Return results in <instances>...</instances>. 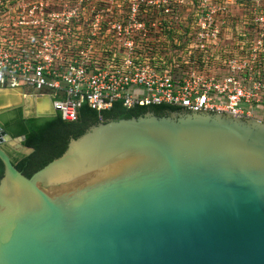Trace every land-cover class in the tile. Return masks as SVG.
Instances as JSON below:
<instances>
[{"label": "water", "instance_id": "obj_1", "mask_svg": "<svg viewBox=\"0 0 264 264\" xmlns=\"http://www.w3.org/2000/svg\"><path fill=\"white\" fill-rule=\"evenodd\" d=\"M23 140L0 127V264H264V122L117 106L25 175Z\"/></svg>", "mask_w": 264, "mask_h": 264}, {"label": "built area", "instance_id": "obj_2", "mask_svg": "<svg viewBox=\"0 0 264 264\" xmlns=\"http://www.w3.org/2000/svg\"><path fill=\"white\" fill-rule=\"evenodd\" d=\"M63 121L168 105L264 122V0H0V90Z\"/></svg>", "mask_w": 264, "mask_h": 264}, {"label": "trees", "instance_id": "obj_3", "mask_svg": "<svg viewBox=\"0 0 264 264\" xmlns=\"http://www.w3.org/2000/svg\"><path fill=\"white\" fill-rule=\"evenodd\" d=\"M121 103H114L110 109L97 113L83 105L79 110L78 119L74 122L61 120L58 114L47 118H24L22 109L17 108L0 115V127L12 138L24 136L21 143L33 149L29 155H18L11 158L13 166L23 175L35 170L38 166L65 147L71 138L75 139L90 126L95 124ZM132 109L147 110L161 113L180 112V107L168 105L139 106ZM4 167L0 160V178Z\"/></svg>", "mask_w": 264, "mask_h": 264}, {"label": "crops", "instance_id": "obj_4", "mask_svg": "<svg viewBox=\"0 0 264 264\" xmlns=\"http://www.w3.org/2000/svg\"><path fill=\"white\" fill-rule=\"evenodd\" d=\"M23 99L24 98L18 92H15L9 89H2L0 90V107H1L0 110L16 105L20 103ZM29 100L31 101L30 104L34 106L33 108L38 107V102L36 100H32V99H29ZM47 110H49L50 113L52 114V111L49 108Z\"/></svg>", "mask_w": 264, "mask_h": 264}, {"label": "rangeland", "instance_id": "obj_5", "mask_svg": "<svg viewBox=\"0 0 264 264\" xmlns=\"http://www.w3.org/2000/svg\"><path fill=\"white\" fill-rule=\"evenodd\" d=\"M34 106H32L30 103L28 104V109L26 110V109H22V114H23V111H27L28 112V115H33L34 113H35V110L37 111V109L35 108V110H34V108H33ZM1 108V107H0ZM48 109V107L46 106V109L45 110H47ZM39 113L41 112V111H38ZM43 112V111H42ZM4 148H6V149H10L11 151H13L10 147H8L7 145H4ZM19 155H22V154H19Z\"/></svg>", "mask_w": 264, "mask_h": 264}, {"label": "flooded vegetation", "instance_id": "obj_6", "mask_svg": "<svg viewBox=\"0 0 264 264\" xmlns=\"http://www.w3.org/2000/svg\"><path fill=\"white\" fill-rule=\"evenodd\" d=\"M45 116L44 117H41V118H47V117H51V116H54L50 113V111H45ZM6 152L9 153L11 155V158H16L19 154L15 153L14 151H11L10 149H6Z\"/></svg>", "mask_w": 264, "mask_h": 264}, {"label": "bare ground", "instance_id": "obj_7", "mask_svg": "<svg viewBox=\"0 0 264 264\" xmlns=\"http://www.w3.org/2000/svg\"><path fill=\"white\" fill-rule=\"evenodd\" d=\"M36 109L37 111H44L46 109V105H43L41 102H38V107Z\"/></svg>", "mask_w": 264, "mask_h": 264}]
</instances>
